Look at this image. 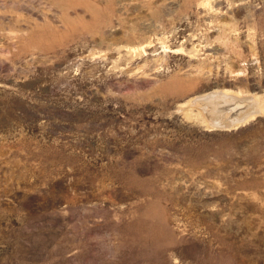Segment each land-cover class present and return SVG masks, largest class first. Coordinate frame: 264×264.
<instances>
[{"label":"rangeland","instance_id":"rangeland-1","mask_svg":"<svg viewBox=\"0 0 264 264\" xmlns=\"http://www.w3.org/2000/svg\"><path fill=\"white\" fill-rule=\"evenodd\" d=\"M0 264H264V0H0Z\"/></svg>","mask_w":264,"mask_h":264},{"label":"bare ground","instance_id":"bare-ground-1","mask_svg":"<svg viewBox=\"0 0 264 264\" xmlns=\"http://www.w3.org/2000/svg\"><path fill=\"white\" fill-rule=\"evenodd\" d=\"M195 102H197V104L198 102L202 104L203 106L202 109L205 111L204 113H206V117L208 115V118L210 119L211 122L210 125L212 127L231 126L235 123L245 121L247 120L248 117H251L261 111L259 107L258 109L254 108V106L252 105L253 103L251 101H247L242 98L231 96L225 93H210L202 98L195 99ZM223 103H225V105L227 103V105L223 107L222 106ZM215 104H219L222 107L217 108ZM232 104H237L236 105L237 110L234 112L235 113L234 115L230 116L229 112L231 111L233 112L234 110V107L231 108L232 110L231 109L229 110ZM198 107L200 108V106Z\"/></svg>","mask_w":264,"mask_h":264}]
</instances>
